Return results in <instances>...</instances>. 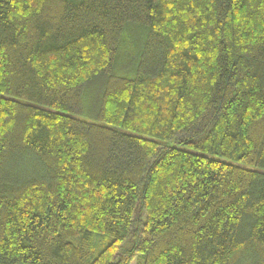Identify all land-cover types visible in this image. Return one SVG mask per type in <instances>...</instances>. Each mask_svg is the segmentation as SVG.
Here are the masks:
<instances>
[{
	"label": "trees",
	"instance_id": "obj_1",
	"mask_svg": "<svg viewBox=\"0 0 264 264\" xmlns=\"http://www.w3.org/2000/svg\"><path fill=\"white\" fill-rule=\"evenodd\" d=\"M137 256L264 264V0H0V264Z\"/></svg>",
	"mask_w": 264,
	"mask_h": 264
},
{
	"label": "rangeland",
	"instance_id": "obj_2",
	"mask_svg": "<svg viewBox=\"0 0 264 264\" xmlns=\"http://www.w3.org/2000/svg\"><path fill=\"white\" fill-rule=\"evenodd\" d=\"M98 247L100 248V246H102L101 244L97 243ZM142 263V259H140L139 256L136 257V259H134L130 264H141Z\"/></svg>",
	"mask_w": 264,
	"mask_h": 264
}]
</instances>
